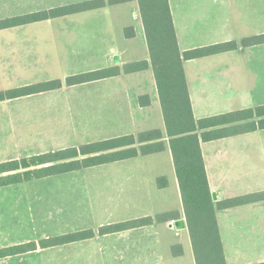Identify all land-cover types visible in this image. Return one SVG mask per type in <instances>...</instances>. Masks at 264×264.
<instances>
[{"label":"crops","instance_id":"0c3cea01","mask_svg":"<svg viewBox=\"0 0 264 264\" xmlns=\"http://www.w3.org/2000/svg\"><path fill=\"white\" fill-rule=\"evenodd\" d=\"M83 1L86 0L73 3ZM129 3L133 7L132 21L120 25L118 39L124 37L122 43L114 39L106 47L107 65L103 68L150 60L139 0L122 4ZM169 3L181 51L240 42L264 33L259 31L264 22V0H169ZM106 7L50 19L56 22L35 27L36 46L30 52L33 54L30 63L47 64L54 62L56 57L64 59L54 56L55 51L60 53V46L47 51L37 48L41 41L50 40L48 33L53 30L57 33L56 40L64 38L68 43L87 36L115 35L109 14L98 12ZM87 19L99 20L101 24L86 28ZM46 21L49 20L41 22ZM129 26L134 27L135 36L127 38L124 29ZM9 29L12 28L3 30ZM238 36H242L239 41L236 40ZM262 47L264 43L239 45L231 51L184 61L197 120L264 105ZM5 51V47L0 50L1 53ZM219 55H225L226 63H215ZM0 64L4 68L6 63ZM144 95L150 96L149 105L140 104L139 98ZM33 97H41L45 102L34 105L22 101ZM12 103L9 109L0 108V153L6 148L10 150L5 143L8 145L13 140H16V149L29 150V153L22 157H19L21 153L8 155L0 163L32 156L33 140L37 142L41 138L60 150L156 128L165 135L166 148L162 152L59 174L61 178L57 175L58 179L41 180L44 184L31 181L26 198L33 201L29 208L33 221L46 224L50 220L58 224L57 215L63 213L65 225L61 222L58 226L65 233L86 229L98 231L101 226L166 212H177L186 222L183 229H177L172 220L104 235L97 233L89 239L26 254L44 255L47 264H60L61 261L62 264H197L152 66L143 71L3 101L0 105ZM15 119L24 123L7 124ZM201 149L210 187L217 192L218 200L264 192V129L202 141ZM161 176L167 178L166 187L158 185L157 178ZM5 187H0V191ZM12 210L14 216L22 212ZM5 213L6 208L0 206V248L21 243L13 240L8 243L5 239L6 229L1 227L5 223ZM217 219L227 264L264 262V258L257 259V252H254L255 245L264 246V200L218 210ZM58 226L50 229L55 232L60 230L55 229ZM176 245L182 246L181 254L173 252ZM26 254L0 258V264ZM258 256H264V247Z\"/></svg>","mask_w":264,"mask_h":264},{"label":"trees","instance_id":"16d2710c","mask_svg":"<svg viewBox=\"0 0 264 264\" xmlns=\"http://www.w3.org/2000/svg\"><path fill=\"white\" fill-rule=\"evenodd\" d=\"M132 0H86L0 18V30L50 20L74 13L126 3ZM141 17L150 52V60H139L120 66L101 68L62 79L26 84L0 91V102L13 100L64 86L88 83L121 73L154 70L167 136L179 180L193 251L197 264H227L219 229L217 211L264 200V192L250 193L214 201L205 161L202 141L264 129V105L206 117L197 120L193 113L184 61L264 43V33L181 51L174 27L169 0H139ZM127 38L135 36L132 26L124 29ZM140 104L149 105V95L140 96ZM161 129H151L111 139L87 143L79 147L44 152L0 163V187L29 182L52 175L119 161L140 155L162 152L166 148ZM166 187L167 178H157ZM179 218L177 212H166L125 222L101 226L98 231L86 229L0 248V258L26 254L48 247L85 240L99 235ZM182 246H174L175 255ZM264 264V262L256 263Z\"/></svg>","mask_w":264,"mask_h":264},{"label":"rangeland","instance_id":"374dc122","mask_svg":"<svg viewBox=\"0 0 264 264\" xmlns=\"http://www.w3.org/2000/svg\"><path fill=\"white\" fill-rule=\"evenodd\" d=\"M75 1L79 0H0V18L28 13L35 10L48 9L50 7L64 5L66 3H73ZM132 8V4L129 3L116 6L108 5V7L102 9L101 11H98L109 14L110 23L113 26V30L116 31L115 35H112L111 37L87 36L82 37L75 42L68 43L64 38L61 40H56L57 33L55 32V30H53L52 33H48L51 35L50 40L44 42L41 41L40 45H37V48L41 51H47L58 49L60 46V53L55 51L54 56L58 55L64 57V59L60 60L59 57H56L54 59V62H47V64L45 62L39 64L30 63V57L33 55L30 52H33V48L36 46L34 34V31H36V29L34 28H42L43 26H46L45 24L55 23L56 21L49 20L41 23L19 26L17 28H12L9 30H0V50L4 49V47L6 48L5 53L0 52V63H6L4 65V68L3 65L0 64V91L26 84L43 82L54 78H60L64 80L66 77L74 74L96 70V68L99 69L100 67L103 68L105 65H107L106 57L104 54L106 47L109 43H111L110 41H113L114 39H116L119 44L122 43L124 37H120L118 39L119 28L120 25L127 24V22L132 21L134 14L132 13ZM88 19L86 20V28H92V25L94 26V24L97 26L101 24V21L99 20L94 21V19ZM261 25L262 26L259 28V31L263 33L264 22ZM242 34L243 32H240V35ZM241 38L240 36H238L236 40L239 41ZM261 50H264V47H262ZM25 56H27V58L22 59ZM224 56L225 55L216 56V58L214 59L215 63L217 65L226 63L224 62ZM127 57L128 56H125V58ZM82 59L83 61H81ZM22 101L33 102V104L35 105L37 103H44L45 99L43 100V98L41 97H33L24 99ZM12 105L13 103L11 105H0V108L9 109V107H11ZM9 123L23 124L24 122H20L15 119L7 121V124ZM9 139L12 140L13 138L10 137ZM71 142L74 143L75 141ZM16 145V140L11 141L10 143H8V145H6L5 143V146H9L10 150L9 148H6L4 153H0V160L6 159L8 155L12 154L21 153V156L19 157H22L24 153H29V150L20 151L16 149ZM55 150H57V148L52 147L49 142H45L43 138H41V141L37 140V142L33 140V155ZM157 157L159 156H156L155 158ZM61 174L63 173H60V175ZM57 175L58 177H60L59 174H56L52 175L54 177L49 176L32 181H37L36 183L38 184H44L43 182H41V180H51L53 178L58 179ZM30 182L31 181L14 184L15 186L5 187L0 191V206L6 208L5 223L4 226L1 227H4L6 229L5 239H7L8 243L12 240L16 241L17 243L20 241L21 243L29 241L38 242L45 238L67 234L63 232V228H59L58 226V224H60L62 222V219L64 218L63 213L59 212L57 215L58 224L49 222L50 220H47L46 224L38 221H33V214L29 211V208L33 206V201L30 200V202L26 198L28 196L27 194L29 192V186H31ZM12 208L16 211L21 210L22 212L17 213L16 216H14ZM19 216L20 219L18 218ZM59 218H61V220ZM61 225H65V223L62 222ZM52 226H58L55 229H60L57 230L60 232H52ZM263 247V244L255 245L254 252H257V259L264 258V256H260V258H258V254L261 253ZM249 253H252L250 254L251 256L253 255V252L250 251ZM7 264H47V259L44 255L26 254L16 258L14 261H11ZM60 264H62V261Z\"/></svg>","mask_w":264,"mask_h":264},{"label":"water","instance_id":"95a60500","mask_svg":"<svg viewBox=\"0 0 264 264\" xmlns=\"http://www.w3.org/2000/svg\"><path fill=\"white\" fill-rule=\"evenodd\" d=\"M212 196H213L214 201H217L218 200L217 192L212 191ZM174 225H175V227L177 229H183V228H185L186 227L185 219L184 218H178V219L174 220Z\"/></svg>","mask_w":264,"mask_h":264}]
</instances>
